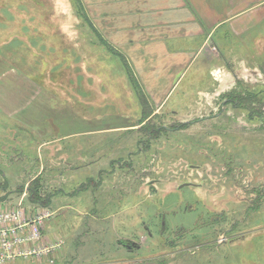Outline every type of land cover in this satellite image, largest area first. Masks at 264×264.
Here are the masks:
<instances>
[{
    "label": "rangeland",
    "instance_id": "obj_1",
    "mask_svg": "<svg viewBox=\"0 0 264 264\" xmlns=\"http://www.w3.org/2000/svg\"><path fill=\"white\" fill-rule=\"evenodd\" d=\"M147 4L0 0V207L52 214L53 264H236L264 245V26L196 59Z\"/></svg>",
    "mask_w": 264,
    "mask_h": 264
},
{
    "label": "crops",
    "instance_id": "obj_2",
    "mask_svg": "<svg viewBox=\"0 0 264 264\" xmlns=\"http://www.w3.org/2000/svg\"><path fill=\"white\" fill-rule=\"evenodd\" d=\"M150 2L144 6L149 13L145 24H154L169 28L177 36L169 39H161L172 42L186 43L187 52L196 55V59L202 56L205 48L211 42V49L216 48L218 52L223 49L219 42L229 39L227 37H237L242 39L256 35L258 29L264 26V0H145ZM145 20V19H144ZM224 29V36L217 37L219 31ZM215 38V39H214ZM202 41L199 49H195V43ZM221 58L223 53L219 52ZM258 234L251 235L246 246L241 252V264H245L244 256L248 254V259L256 264H264V245L262 240H255ZM242 242L237 245H241ZM242 249V248H241ZM245 251H248L246 253ZM245 253V254H244ZM246 259V260H248ZM236 259V264L239 262Z\"/></svg>",
    "mask_w": 264,
    "mask_h": 264
},
{
    "label": "built area",
    "instance_id": "obj_3",
    "mask_svg": "<svg viewBox=\"0 0 264 264\" xmlns=\"http://www.w3.org/2000/svg\"><path fill=\"white\" fill-rule=\"evenodd\" d=\"M51 216L48 211L27 215L22 203L13 209L0 207V264L29 260L53 264L61 244L44 238Z\"/></svg>",
    "mask_w": 264,
    "mask_h": 264
},
{
    "label": "trees",
    "instance_id": "obj_4",
    "mask_svg": "<svg viewBox=\"0 0 264 264\" xmlns=\"http://www.w3.org/2000/svg\"><path fill=\"white\" fill-rule=\"evenodd\" d=\"M80 169V168H79ZM39 178H36L33 182L35 183L33 185V187L29 188V201L30 203H32L33 205H37V206H46L44 204L45 200L44 199L45 197L42 195V193L38 190V184H39ZM44 197V198H43Z\"/></svg>",
    "mask_w": 264,
    "mask_h": 264
},
{
    "label": "water",
    "instance_id": "obj_5",
    "mask_svg": "<svg viewBox=\"0 0 264 264\" xmlns=\"http://www.w3.org/2000/svg\"><path fill=\"white\" fill-rule=\"evenodd\" d=\"M185 186H187V185H185ZM124 246H125V245H124ZM133 246H134V247H136V245H135V244H134ZM126 247L129 249V247H128V246H126Z\"/></svg>",
    "mask_w": 264,
    "mask_h": 264
}]
</instances>
